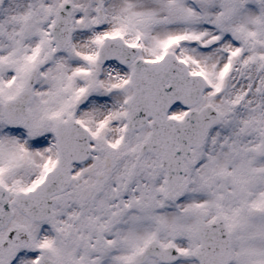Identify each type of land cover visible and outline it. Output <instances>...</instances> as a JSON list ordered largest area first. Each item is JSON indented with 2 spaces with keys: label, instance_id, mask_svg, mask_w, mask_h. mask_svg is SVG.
<instances>
[{
  "label": "snow or ice",
  "instance_id": "snow-or-ice-1",
  "mask_svg": "<svg viewBox=\"0 0 264 264\" xmlns=\"http://www.w3.org/2000/svg\"><path fill=\"white\" fill-rule=\"evenodd\" d=\"M0 264H264V0H0Z\"/></svg>",
  "mask_w": 264,
  "mask_h": 264
}]
</instances>
